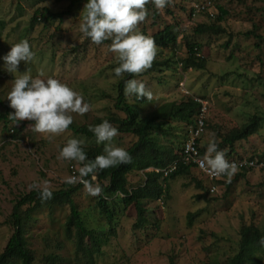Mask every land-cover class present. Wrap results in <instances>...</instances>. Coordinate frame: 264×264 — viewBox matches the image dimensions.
<instances>
[{"label": "rangeland", "instance_id": "rangeland-1", "mask_svg": "<svg viewBox=\"0 0 264 264\" xmlns=\"http://www.w3.org/2000/svg\"><path fill=\"white\" fill-rule=\"evenodd\" d=\"M70 2L0 0V56L12 44L26 39L34 56L29 62L21 61L17 71L27 70L41 78L54 77L81 94L90 105L83 114L71 113V124H90L95 118L115 112L122 117L113 108L115 85L121 78L112 71L117 61L108 51L110 41L97 45L84 38L78 30L84 1L72 6L70 13H63ZM215 3L228 12L220 25L224 33L194 34L198 24L207 25L215 20ZM149 5H145V19L137 26L140 32L143 30L149 36L171 24H178L179 29L175 47L162 48V53L157 49L156 60L184 59L188 54L185 43L197 41L202 44L197 56L205 60V66L183 70L178 62L163 67L162 71L161 67L153 70L150 66L133 74L152 93L150 99H126L140 117L164 102L200 100L207 109L201 146L213 138V133L216 136L218 131L225 133L238 128L253 116L264 118V0H170L163 9ZM196 5L199 9L194 8ZM44 9L48 12L46 20L39 19L31 26L33 14ZM57 13L63 14L56 17ZM259 38H263V43ZM226 42L228 47H224ZM228 55L232 57L229 59ZM14 76L15 73L5 70L0 59V252L13 232L8 220L15 200L37 190L29 185L42 186L46 180L51 190H58L71 172L81 166L80 162L57 159L59 147L71 137L82 140L84 145L91 144L69 130L59 134L34 132L28 127L33 121L27 119L12 125L7 114L13 109L4 97ZM166 126L171 128L170 135L158 132V141L173 149L181 148L189 127L171 121ZM12 129L16 131L15 137L9 135ZM135 139L129 134H117L112 144L127 149ZM238 148V155L263 153L264 122ZM190 174L168 180L169 197L164 203L160 200L146 203L148 225L141 229L132 227L135 210L123 208L118 197L105 198L108 204L115 201L112 223L115 234L87 263L81 254L76 255L75 237L65 234L69 206L42 205L33 211L35 218L31 216L26 225L25 237L33 264H45L48 255L56 258V264H223L236 253L241 225H264V170L247 173L244 180L229 188L219 184L213 193L209 192L210 182L197 170H191ZM127 180L128 187L138 186L144 180L143 172H130ZM197 182L202 188L197 187ZM98 196L87 194L83 186L71 196L86 227L95 230L107 228L105 216L96 207ZM187 214H197L191 225L187 223ZM155 223L158 226H153Z\"/></svg>", "mask_w": 264, "mask_h": 264}, {"label": "trees", "instance_id": "trees-1", "mask_svg": "<svg viewBox=\"0 0 264 264\" xmlns=\"http://www.w3.org/2000/svg\"><path fill=\"white\" fill-rule=\"evenodd\" d=\"M80 1L85 2V0H71L67 10L63 13H70L72 6ZM147 6L150 7L149 4ZM204 8L206 9L205 6ZM213 8L217 10L215 20L207 25L198 24L194 29V34L212 33L220 35L224 33L220 25L225 21L228 12L223 5L217 3L214 4ZM193 10H190V15L193 14ZM206 12L213 18V15L209 11ZM45 13L48 14L45 9L40 13L35 12L31 18V26L37 23L39 19L46 20ZM63 13L54 15L59 17ZM168 13L171 14V12ZM141 33L147 35L143 30ZM178 34V24H171L149 36L153 38L157 49L162 53V48H166L167 46L175 47ZM259 39L260 41L263 40V38ZM105 42L108 41L106 40L102 43ZM228 44L229 42H226L224 47H228ZM185 45L188 52L186 58L171 60L170 57H166L162 60H156V57H154L149 69L159 70L161 67L160 71H162L163 67L169 68L171 65L178 64V62L181 63L183 70L203 69L205 60L197 56L202 44L196 41L186 42ZM228 57L230 59L232 56L228 55ZM126 78H134V76L133 74L125 73L123 78L117 81L115 85L116 96L113 104L114 110L121 113L122 117L118 116L115 112L105 117L95 118L90 124L78 126L70 124L66 129L71 131L75 136H81L85 141H91L90 145H81L88 160H92L96 155L101 154L104 147L103 144L98 145L96 143L94 134L89 130V125H96L102 120H108L117 128V134H129L136 138L132 145L125 149L131 157L130 162L98 170L94 174L95 179H92V175L85 177L92 183L101 186L96 207L105 216L107 228L95 230L86 227L71 197L83 186L82 184L78 182L73 184L64 182L60 189L52 190L50 199L45 200L39 198L38 190H31L16 199L13 204L8 220L13 232L0 252V264H33V254L28 248L25 237L26 225L32 218H35L33 215L34 210L40 209L42 205L51 207L54 204H67L69 206V213L64 227L65 234L68 237H75L76 255L81 254L86 263L88 261L91 262L92 255L100 253L101 245L107 243L108 237L115 234V226H112L115 201L112 204H108L105 198L114 199L118 197V201L123 208L131 207L135 210V221L132 227L134 229H141L146 224L148 225L147 215L149 213L145 207L146 203L150 200H160L164 203L169 197L166 186L168 180L191 176L190 172L194 169L193 166L181 161L183 143L180 145L181 148L177 146L173 149L170 145L163 144L162 141L159 142L156 134L161 132V134L170 135L171 128L166 126L168 121L184 123L190 129L194 125L201 105L194 99L184 98L178 103L164 102V104L140 117L138 111L127 103V98L123 94L124 80ZM263 122L264 118L253 116L238 128L225 133L218 131L214 138L217 141L218 149L224 151L225 159L245 158L249 161L256 159V162H258V159H264V152L248 155H238L237 153L239 149L238 144L256 134ZM11 131L10 137H15V129ZM211 131H214V128ZM186 132L188 133V131ZM200 141L201 139L198 141L199 150L205 156L207 144L201 146ZM175 161H177V167L166 176H161L159 172H156V170L168 169ZM146 169L150 170L145 171ZM254 170L261 171L264 168L239 169L232 175L231 179L227 176L224 177V181L228 178L230 179L227 183L220 180L215 182V185L224 184L226 188H229L233 183L244 180L247 176L246 174ZM133 171H142L144 180L138 186L128 187L127 175ZM196 185L202 188L200 182H197ZM196 215L187 214L188 225L192 224ZM150 225L152 226V224ZM153 226H158V223H155ZM237 234L236 253L227 258L223 264H264V245L260 243L261 239L264 238V225L243 224L239 227ZM56 262L55 257L48 255L45 264H56Z\"/></svg>", "mask_w": 264, "mask_h": 264}, {"label": "clouds", "instance_id": "clouds-1", "mask_svg": "<svg viewBox=\"0 0 264 264\" xmlns=\"http://www.w3.org/2000/svg\"><path fill=\"white\" fill-rule=\"evenodd\" d=\"M169 2L170 0H85L79 12L78 30L93 44L110 41L108 51L114 54L117 61V66L112 69L115 77L123 78L125 73L139 74L151 66L157 52L153 38L142 34L137 27L147 15L145 5L151 3L156 9H163ZM33 56L26 39L12 44L7 53L0 56L5 70L10 74L15 73L11 88L4 97L8 106L13 109L7 114V119L12 125L25 119L33 121L28 127L34 132L62 133L72 123L71 113L83 114L89 110L90 105L81 94L54 77L32 76L27 70L18 72L19 63L29 62ZM123 94L135 101L141 97L150 99L152 96L144 82L136 78L124 80ZM89 130L94 134L97 144L104 142L101 154L88 160L81 147L83 141L71 137L59 147L57 159L80 162L78 175L69 176L64 182H79L87 194L96 196L100 194L101 186L85 177L92 175V179H95L96 171L128 163L131 157L124 148L113 146L112 140L118 130L108 120L89 125ZM212 137L207 143L200 167L211 176L225 175L230 178L237 172L238 166L225 159L224 151L218 149L214 133ZM47 184L48 181L45 180L42 186L34 183L29 187L37 188L39 198L45 200L52 196V190ZM260 243L264 245V238Z\"/></svg>", "mask_w": 264, "mask_h": 264}, {"label": "built area", "instance_id": "built-area-1", "mask_svg": "<svg viewBox=\"0 0 264 264\" xmlns=\"http://www.w3.org/2000/svg\"><path fill=\"white\" fill-rule=\"evenodd\" d=\"M196 9L199 7L196 5ZM203 9V7L201 8ZM198 102L201 106L199 112L195 118L194 125L188 130L186 138L183 142L181 148V161L185 164H190L193 166L195 170H197L203 178L209 181V192L213 193L216 190L215 182L223 180L225 175L221 176H211L207 174L201 167L200 161L204 159V156L200 153L198 141L201 139L205 132L206 126V106L205 103L194 99ZM230 162H235L238 166V170L242 168H264V159H258V162L255 160L249 161L245 158L243 159H229ZM177 167V161L173 162V164L165 170H156L159 172L161 176H166L169 172L173 171ZM78 168L71 172V176L78 175ZM79 183V182H78ZM81 184V183H80Z\"/></svg>", "mask_w": 264, "mask_h": 264}]
</instances>
